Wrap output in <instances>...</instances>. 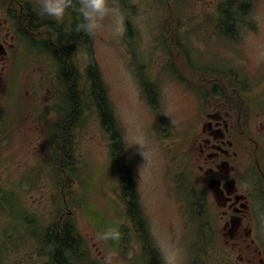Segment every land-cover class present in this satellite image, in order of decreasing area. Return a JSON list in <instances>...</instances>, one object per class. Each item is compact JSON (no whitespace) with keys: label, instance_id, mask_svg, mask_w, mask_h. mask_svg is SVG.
<instances>
[{"label":"rangeland","instance_id":"1","mask_svg":"<svg viewBox=\"0 0 264 264\" xmlns=\"http://www.w3.org/2000/svg\"><path fill=\"white\" fill-rule=\"evenodd\" d=\"M181 1L115 0L126 19L123 36L113 38L100 31L86 44L79 39L71 53L85 86L89 67L97 65L101 71L125 145L130 193L147 220L140 217V224L145 232L148 223L154 242L145 243L146 248L154 247L150 248L153 252L148 249L146 254L145 236L136 222L130 224L127 204L131 197L125 192L130 184L123 183L109 134L88 102L70 140L74 154L63 158L57 149L53 130L59 116L53 111L55 87L61 83L57 71L70 67L69 58L56 67L51 56L39 52V42L32 37L22 40L17 52L24 70L13 95V100L23 99V141L9 131L11 145L0 148V264H49L51 258L40 253L39 242L63 212L76 224L87 261L95 264H102L113 247L118 253L113 264H177L193 256L199 257V264H221V259L231 256L235 264L237 253L218 226L219 216L208 215L205 201L194 189L191 126L197 86L181 64V56L189 57L190 64V54L195 56L191 65L195 69L238 67L251 85L249 96L253 94L264 85V56L260 55L264 52V0H253L251 24H243L238 44L211 32L215 23L218 32L222 27L219 6L224 0ZM241 15L239 9L234 17L242 20ZM58 28L64 30L61 24ZM174 42L183 46V54L173 52ZM229 74L237 76L233 68ZM66 81L70 83L71 78ZM150 82L158 90L155 103L148 97L153 95ZM82 84L76 88L83 94L88 88ZM141 135L148 164L135 145ZM114 223L121 239H99L98 233ZM153 256L157 261L150 259Z\"/></svg>","mask_w":264,"mask_h":264},{"label":"flooded vegetation","instance_id":"2","mask_svg":"<svg viewBox=\"0 0 264 264\" xmlns=\"http://www.w3.org/2000/svg\"><path fill=\"white\" fill-rule=\"evenodd\" d=\"M69 11L73 14L71 9ZM70 19L73 21L71 14L66 21ZM61 30L57 31L55 21L37 14L36 0H0L1 149L11 145L9 131L15 133L19 141H23L25 133L23 99L13 100L15 92L12 95L9 92L11 70L15 72L16 68L12 65L22 40L37 39L40 53L55 59L64 57L66 62L69 58L68 65L72 67L71 51L59 41L61 35L68 36L71 27ZM19 73L18 67V76ZM237 83L210 81L201 85L209 86L219 95L218 100L202 99V111L196 126L191 128L196 156L193 164L203 191L198 192L206 196L208 215L219 216L218 226L237 253L235 264H264L261 232L264 224V88L254 106L256 97L241 96L242 88ZM215 86L224 89L220 87L222 91H218ZM227 86H233L231 91L235 95L230 101L225 90ZM233 258L225 257L221 264H234Z\"/></svg>","mask_w":264,"mask_h":264},{"label":"trees","instance_id":"3","mask_svg":"<svg viewBox=\"0 0 264 264\" xmlns=\"http://www.w3.org/2000/svg\"><path fill=\"white\" fill-rule=\"evenodd\" d=\"M233 1L237 2V0ZM75 22L76 16L73 18L71 32L67 33V37L61 35L59 41L69 42L71 40L73 43L74 41L78 42L79 39L83 41L90 38V36L75 30ZM184 63L185 65L189 64L188 60H185V58ZM57 64L58 66L63 65V60L57 59ZM57 75L58 78H62L64 83V99L71 104L68 114L66 113L58 124V132L56 135L57 149L61 151L62 157L64 158L65 156L70 158L71 155L74 154V151L72 153L69 148L70 140H73V131L78 126L79 120L81 119L84 105L89 103L90 106H93V112L97 113L101 124L106 131L111 134L113 142H115L114 155H118L120 161L116 163V166L117 169L121 170L123 183L130 184L129 167L126 164V159L124 157V143L121 140V136L117 129V120L109 103L108 91L105 88L98 68L95 65L88 68L86 73V86L79 82L81 77L77 72V67L74 65H72V67L58 69ZM67 77L71 78V82L68 84L67 81L65 82ZM78 83L88 88V91L83 94L77 91L78 89L76 87H78ZM130 188L131 184L129 187H125V191L129 193V191H131ZM130 197L129 208L133 213V209L136 208L135 199L133 194H131ZM60 217L58 222L54 223V229H48L45 236L48 246L50 245L53 249L51 256L56 264H75V262L81 264L82 260L77 255L79 237L76 224L74 221H71L70 218L66 219L67 216H64L62 219H60ZM135 220L137 222L139 221L137 217Z\"/></svg>","mask_w":264,"mask_h":264},{"label":"clouds","instance_id":"4","mask_svg":"<svg viewBox=\"0 0 264 264\" xmlns=\"http://www.w3.org/2000/svg\"><path fill=\"white\" fill-rule=\"evenodd\" d=\"M76 14L75 30L87 36H94L100 31L110 33L113 38L123 36L126 30V19L115 0H36L37 14L43 18L63 24L70 15V10ZM264 56V52L260 53ZM135 145H139L147 163L150 160L144 147V138H136ZM103 241L118 242L121 232L118 224L107 225L98 233ZM117 250L110 248L103 258L102 264H113Z\"/></svg>","mask_w":264,"mask_h":264}]
</instances>
